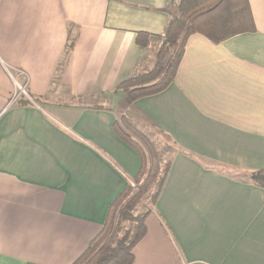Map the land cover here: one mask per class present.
Returning a JSON list of instances; mask_svg holds the SVG:
<instances>
[{
	"label": "crops",
	"instance_id": "crops-1",
	"mask_svg": "<svg viewBox=\"0 0 264 264\" xmlns=\"http://www.w3.org/2000/svg\"><path fill=\"white\" fill-rule=\"evenodd\" d=\"M255 31L189 35L173 81L124 101L170 0H0V264H72L141 168L116 122L175 145L133 264H264V0ZM16 81L32 101L9 104Z\"/></svg>",
	"mask_w": 264,
	"mask_h": 264
},
{
	"label": "trees",
	"instance_id": "trees-1",
	"mask_svg": "<svg viewBox=\"0 0 264 264\" xmlns=\"http://www.w3.org/2000/svg\"><path fill=\"white\" fill-rule=\"evenodd\" d=\"M170 1L176 3L177 12L169 17L162 34L136 32L135 43L140 49H147L152 39L159 42V48L150 69L143 72L137 69L119 83L118 88L122 90L126 103L158 93L173 81L189 35L198 33L213 43H219L237 34L255 31L248 0ZM21 102L27 101L18 100ZM116 130L140 153L141 168L133 181L138 191L132 193L131 184L125 185L111 202L101 231L72 264H133V247L146 234L145 219L155 207L175 152L174 143L162 133L159 134L169 141L171 148L159 149L128 114L119 117ZM131 132L142 136L141 141H135ZM248 176L251 182L264 189V169ZM124 198V206L115 215L112 208ZM138 206L140 209L137 210ZM113 219L117 220L115 225Z\"/></svg>",
	"mask_w": 264,
	"mask_h": 264
},
{
	"label": "rangeland",
	"instance_id": "rangeland-1",
	"mask_svg": "<svg viewBox=\"0 0 264 264\" xmlns=\"http://www.w3.org/2000/svg\"><path fill=\"white\" fill-rule=\"evenodd\" d=\"M159 48V42L158 41H155V40H151L148 47H147V52L149 53V57L150 59L152 60V63L150 66H147L145 68H140L139 71L143 72L144 70H148L152 67L154 61H155V55H156V52ZM140 131L142 133H144L145 135H147L149 138H150V141L154 142L155 144H158V147L159 149L161 147H163L165 150H167L168 148H171L170 145H169V141H166V138L164 136H162L161 134H159L157 131H154V130H142L140 129ZM133 133V137H134V140L135 141H141V139L143 138L142 136H140L139 134H136L135 132H131ZM164 154L166 155V152L164 151ZM239 177H246V178H249L248 175H240ZM131 189H132V193L138 191L137 190V186H135V184H131ZM124 203H125V198L124 199H121L113 208H112V211H116V213H114L115 215L117 214V212H119L120 208L124 206ZM154 208V206H153ZM140 209V207L138 206L137 210ZM144 210V209H143ZM153 210V209H152ZM115 215H114V218H115ZM113 221L112 224H116L117 220H111ZM127 225V223H124Z\"/></svg>",
	"mask_w": 264,
	"mask_h": 264
},
{
	"label": "built area",
	"instance_id": "built-area-1",
	"mask_svg": "<svg viewBox=\"0 0 264 264\" xmlns=\"http://www.w3.org/2000/svg\"><path fill=\"white\" fill-rule=\"evenodd\" d=\"M6 70L8 71L14 85H15V91L9 101V104L15 102L16 100H18L20 97H24L26 99H28L29 101H32V97L29 94L28 90L26 89L25 85L20 84L18 81L15 80V78L13 77V75L10 73L9 69L6 68Z\"/></svg>",
	"mask_w": 264,
	"mask_h": 264
}]
</instances>
